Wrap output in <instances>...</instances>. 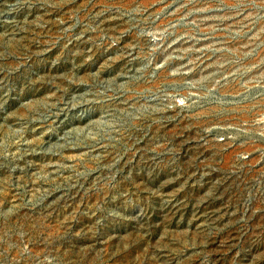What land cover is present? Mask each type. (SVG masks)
<instances>
[{
	"label": "rangeland",
	"instance_id": "1",
	"mask_svg": "<svg viewBox=\"0 0 264 264\" xmlns=\"http://www.w3.org/2000/svg\"><path fill=\"white\" fill-rule=\"evenodd\" d=\"M0 264H264V0H0Z\"/></svg>",
	"mask_w": 264,
	"mask_h": 264
}]
</instances>
